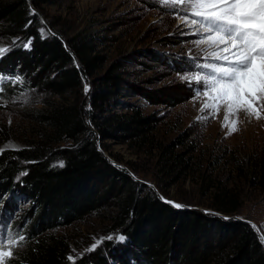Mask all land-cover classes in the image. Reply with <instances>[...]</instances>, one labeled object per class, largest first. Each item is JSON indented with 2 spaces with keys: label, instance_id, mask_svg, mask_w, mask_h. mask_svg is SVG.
<instances>
[{
  "label": "rangeland",
  "instance_id": "1",
  "mask_svg": "<svg viewBox=\"0 0 264 264\" xmlns=\"http://www.w3.org/2000/svg\"><path fill=\"white\" fill-rule=\"evenodd\" d=\"M6 1L13 0H0ZM33 1H37L36 6ZM28 4L38 15H32L23 33L14 35L16 27L7 28L0 22V46L11 49L0 58V74L19 76L22 80L5 84L18 85L11 97H2L0 93V125L8 130L0 136V149L27 147L33 138L35 110L55 99L44 84L54 74L42 72L39 61L31 55L35 34L41 36L39 29L43 27V39L57 37L66 41L82 35L94 47L93 55L101 57L97 73L104 75L115 65L114 71L121 75V93L105 107L104 115L139 112L150 120L149 134L132 139L113 136L98 140L100 150L111 164L143 187L152 189L159 198L164 197L160 200L179 213L199 210L227 221H245L255 226L257 234L264 235V187L251 170L253 158L259 163L264 158V118L256 119L240 111L239 131L227 135L236 115H230L229 127H224L225 106L221 105L218 113L211 109L201 111L209 102L208 97L203 90L199 94L194 91L195 81L190 87L182 77L194 74L189 57L199 56V60L208 61L200 51L205 46L195 43L200 36L195 34L194 26L182 19L183 13L169 11L157 0H28ZM29 39L31 45L25 48ZM24 54L23 61L18 59ZM87 79L88 93L91 85L90 78ZM87 93L84 86L85 97ZM204 116L208 119H197ZM165 146H172V151L184 160L192 158L191 167L182 173L180 164L169 171V165L164 164L169 156L162 152ZM209 182H221L227 192L235 194L238 210L218 211L212 198L214 187L206 189ZM15 189L13 196L0 195V219L13 222V227L20 221L18 228L24 235L32 218L29 216L32 203L25 193ZM166 201L183 207L178 209ZM113 213L111 207L71 225L57 226L52 233L70 239L71 256L76 259L81 253L84 256L100 249L107 258L105 264H136L133 257L124 253L135 248L131 239L112 228L107 219ZM121 234L126 240L117 243L115 237ZM108 236L113 239H104L94 250L86 251L96 240ZM20 246L22 242L13 251ZM180 249L173 254L172 261L179 257ZM11 263L12 258L7 261Z\"/></svg>",
  "mask_w": 264,
  "mask_h": 264
},
{
  "label": "trees",
  "instance_id": "2",
  "mask_svg": "<svg viewBox=\"0 0 264 264\" xmlns=\"http://www.w3.org/2000/svg\"><path fill=\"white\" fill-rule=\"evenodd\" d=\"M33 2L36 6L37 1ZM29 13L28 0L0 2V22L7 28L16 27L14 35L25 31L33 19ZM85 39L82 35L66 41L42 39L39 33L34 36L31 55L42 72L54 74L44 84L55 99L35 110L33 138L27 147L0 153V195L13 196L16 188L32 203L26 240L13 251L11 264H72L67 260L70 239L52 230L111 207L114 213L107 219L112 228L131 239L135 248L124 253L136 264H264V246L249 223L211 217L199 210L179 213L152 189L111 164L98 146L99 139H132L152 129L150 120L139 112L104 115L105 107L121 93V75L114 71L115 65L99 75L101 57L93 55L95 49ZM25 56L18 59L23 61ZM87 78L91 88L85 97ZM17 86L5 85L1 96L11 97ZM7 131L0 125V136ZM172 146L162 150L169 156L164 164L169 171L181 164L183 173L191 167L192 158L184 160ZM251 163L264 187V158L261 163L253 158ZM210 187H214L212 198L218 211L238 210L236 195L227 192L221 182H209L207 191ZM15 223L12 229L23 234L20 221ZM179 247V257L172 261ZM106 260L98 249L76 259L75 264H105Z\"/></svg>",
  "mask_w": 264,
  "mask_h": 264
},
{
  "label": "snow or ice",
  "instance_id": "3",
  "mask_svg": "<svg viewBox=\"0 0 264 264\" xmlns=\"http://www.w3.org/2000/svg\"><path fill=\"white\" fill-rule=\"evenodd\" d=\"M157 3L174 13H183L182 19L194 26L195 34L200 36L196 45L205 46L200 51L208 62L198 63L199 56L189 57L194 74L186 73L182 77L190 87L195 81L197 87L194 91L199 94L203 90L208 97L209 102L203 105L201 111L211 109L213 113H218L220 106H225L224 127H229V116L236 115L237 119L230 122L227 135L239 131L240 111L256 119L264 118V0H157ZM29 14L38 15L34 10H30ZM188 17L192 18L189 20ZM39 31L43 39L44 28ZM30 45L31 39L24 47ZM10 50L7 46H0V58ZM9 81L22 83L19 76L11 78L0 74V93ZM87 91L85 85V93ZM197 119L207 120L208 117ZM4 151L0 149V153ZM166 202L178 209L183 207L173 201ZM104 239L112 240L113 236L96 240L86 251L94 250ZM115 239L121 243L126 237L121 234ZM258 239L264 246V235L258 233ZM25 240L23 234L10 232L7 225L0 227V264H7L13 258V247H18ZM67 260L72 264L76 262L71 255Z\"/></svg>",
  "mask_w": 264,
  "mask_h": 264
}]
</instances>
